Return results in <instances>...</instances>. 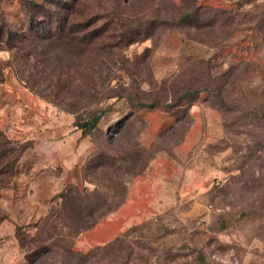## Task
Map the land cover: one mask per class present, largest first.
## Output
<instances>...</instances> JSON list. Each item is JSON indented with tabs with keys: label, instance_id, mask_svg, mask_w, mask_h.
Returning <instances> with one entry per match:
<instances>
[{
	"label": "rangeland",
	"instance_id": "obj_1",
	"mask_svg": "<svg viewBox=\"0 0 264 264\" xmlns=\"http://www.w3.org/2000/svg\"><path fill=\"white\" fill-rule=\"evenodd\" d=\"M86 2L136 39L26 64L1 44L0 264H264V0Z\"/></svg>",
	"mask_w": 264,
	"mask_h": 264
},
{
	"label": "trees",
	"instance_id": "obj_2",
	"mask_svg": "<svg viewBox=\"0 0 264 264\" xmlns=\"http://www.w3.org/2000/svg\"><path fill=\"white\" fill-rule=\"evenodd\" d=\"M49 2V12L44 14L42 13L46 7L44 2L26 0L24 4L28 22L26 27L8 29L0 26V48L1 44L6 45L13 50V57L21 60L23 64L27 63L30 56L42 62V60L47 59L46 57H50V54L54 55L61 44H64L67 50H74L75 53H85L87 50L90 53L105 49L106 44L109 43L107 40L110 39L113 40L114 45L120 44L122 41L131 42L136 39L130 35L131 33L126 35L121 32L115 37L116 35L111 32L115 29L120 18L117 7L107 13L111 17L109 19L113 23L112 25H114V27L108 28L105 26L106 23L95 24L97 18L90 14V6L86 0H49ZM205 7L214 10L212 6L206 5ZM62 10L65 11V16L62 17L63 19H59L58 12ZM186 17L190 16L187 15ZM60 38L65 40L61 42ZM58 86V80L52 84L48 82L46 87L49 88V91L46 94L56 98L59 90L56 87ZM84 87H88V85L85 84ZM90 87L93 88L94 85H90ZM91 94L92 97H89H95L98 90L95 89ZM139 104L152 107L157 102L139 101ZM100 115L101 112L92 115L82 126L91 129L99 120ZM10 143V139L0 132V181L5 179V176H10L13 171L9 151ZM116 241H120V238L113 240V243Z\"/></svg>",
	"mask_w": 264,
	"mask_h": 264
}]
</instances>
